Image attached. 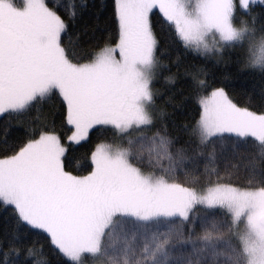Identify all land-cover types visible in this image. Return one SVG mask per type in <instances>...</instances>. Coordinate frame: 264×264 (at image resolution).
Here are the masks:
<instances>
[{
  "label": "snow or ice",
  "instance_id": "obj_1",
  "mask_svg": "<svg viewBox=\"0 0 264 264\" xmlns=\"http://www.w3.org/2000/svg\"><path fill=\"white\" fill-rule=\"evenodd\" d=\"M103 7L0 0V264H264V0Z\"/></svg>",
  "mask_w": 264,
  "mask_h": 264
},
{
  "label": "trees",
  "instance_id": "obj_2",
  "mask_svg": "<svg viewBox=\"0 0 264 264\" xmlns=\"http://www.w3.org/2000/svg\"><path fill=\"white\" fill-rule=\"evenodd\" d=\"M62 3L63 0H60ZM110 3V0H88L89 9L86 14L78 21L77 27L80 29H87L82 32L80 36L81 42L85 47L94 43L95 38L93 37V31L95 30V37L101 36L100 29L104 27L105 18L109 14L108 9L103 7V5ZM97 15H99V20H97ZM224 71V70H222ZM219 74V73H218ZM181 85H178L179 88ZM259 84L250 76H243L233 73L232 78L228 83V92L236 100L241 103L246 101L247 95L251 93L254 89H258ZM163 99V98H161ZM170 113H174L170 117L171 120H174L177 124L182 122H187L191 119L193 110L189 104L187 107H179L173 109L171 106L168 107ZM112 133L104 128H96L91 133V141L81 146L74 147V154L76 156H82L89 148L92 147L94 143H97L101 140L111 137ZM7 213H4L0 210V230L4 227V216ZM49 259L52 260V264H55V257L50 256Z\"/></svg>",
  "mask_w": 264,
  "mask_h": 264
}]
</instances>
